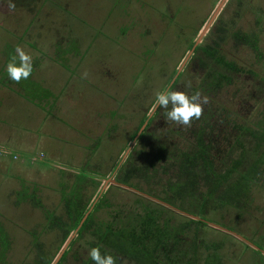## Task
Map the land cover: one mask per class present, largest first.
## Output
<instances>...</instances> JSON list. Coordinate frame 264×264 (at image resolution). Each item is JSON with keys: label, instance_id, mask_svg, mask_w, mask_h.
Returning <instances> with one entry per match:
<instances>
[{"label": "rangeland", "instance_id": "1", "mask_svg": "<svg viewBox=\"0 0 264 264\" xmlns=\"http://www.w3.org/2000/svg\"><path fill=\"white\" fill-rule=\"evenodd\" d=\"M221 1L10 0V10L0 0V72L17 45L33 60L32 90L7 76L0 95L21 88L20 98L40 113L0 116V264H94L88 253L101 235V253L116 264H165L161 255L178 264L186 244L197 256L191 264H264V185L249 188L241 209L203 205L207 176L190 174L196 185L187 189L178 170L181 153L194 149L197 125H177L163 108L145 120L158 108L156 92L178 72L172 90L209 97L203 139L215 165L223 169L257 149L264 162V0H224L197 42L225 30L218 53L233 68L229 85L212 93L205 84L214 75H203L219 67L200 69L190 52ZM234 31L253 34L254 49L234 46ZM142 122L149 139L139 144ZM19 130L31 134L23 139ZM131 153L136 170L121 185L117 170ZM80 172L88 179L79 188L89 226L62 237L48 223L56 216L68 223L62 199Z\"/></svg>", "mask_w": 264, "mask_h": 264}, {"label": "trees", "instance_id": "2", "mask_svg": "<svg viewBox=\"0 0 264 264\" xmlns=\"http://www.w3.org/2000/svg\"><path fill=\"white\" fill-rule=\"evenodd\" d=\"M217 31L218 35L215 40L211 41L210 39V42L208 44H199L195 46L192 52V59L196 60L197 65L200 67V69L208 70L207 68L210 64H215V66L219 67L218 70H215L218 71L216 74H213L215 71L211 69L210 73L203 75L204 79H208L211 75H214L213 78L210 79V82H207L205 84L207 85V88L212 90V93L221 90L223 88V85H229L231 83L232 78L227 73L233 71V68L230 66L231 64L224 62L223 58L218 53L221 43L225 40V30L218 29ZM230 37L233 41L234 46H247L251 49H254L255 36L253 34L234 31L231 33ZM192 45L193 44L189 45V47L191 48ZM198 54L201 58H195V55L197 56ZM174 74L176 73L173 72L172 76ZM171 77L168 78L167 83L168 86H170L172 89L174 88L176 83H171ZM159 109L160 107L156 109V111L150 118L145 119L147 120L148 124L152 121L153 117L157 115ZM204 115L205 114H202V117H200V119L198 120H193L194 124L197 125L195 128H192L191 126V137L195 136V146H193V151L181 153L182 159L180 165L178 166V170L180 174L186 178V180L183 182V186L187 189H190L196 185L194 181H187V177L190 174H193L192 176L195 175L197 177H201L205 174L211 183V187L210 190L206 193L207 196L203 200V205L207 203H212V205L225 204L227 206L241 209L240 205L243 204L242 201L247 198L249 188L251 186L258 185L259 183L260 187L264 185V162L260 159V156H257V152L259 151V149H257L255 153L253 152L254 154H251V151L249 150V157L244 155L238 157L232 160L229 165L223 167V169L219 167L218 161H216V166L215 158L212 159L211 155L208 153L209 147L207 149V144L204 143L205 141L203 139L206 130H208V125H206L208 121L207 118H203ZM142 124L143 122L140 123L138 129H140ZM247 130L248 129H245L243 132L249 134L250 132H248ZM147 136L148 133L145 129H143V131L139 133V136L137 137L139 144L145 143L149 139L146 138ZM251 136L253 137V135ZM253 139L255 140L254 137ZM202 144H204L205 146H202ZM162 146H165L164 142L162 143L161 148H163ZM169 147L171 146H165V148ZM135 148L136 146H134V149ZM170 153H177L175 146L170 149ZM136 154L138 155L140 153L136 152ZM131 161L132 153L127 156L124 163L118 168L117 177L115 179L117 183L126 186L128 185L129 180L134 175L136 170V168L133 166L134 163ZM87 180L88 179L86 178L84 173L80 172L76 174V176L74 177L72 190L62 199V208L65 218L66 220H68V223L67 221H64L61 216L52 217L49 220L48 228L50 230L59 231L62 237L66 236L69 232L76 229L80 220L82 219L86 207L85 202L87 201L83 202L82 196H84V194L82 195L81 192L83 188L79 187L85 185ZM89 218L90 216L85 217V219L77 229L76 234L84 231L89 226L87 225L89 224ZM189 222L198 224L200 226L205 225V223L201 220H196L195 222L189 220ZM120 237V235L117 236V238ZM97 238L100 240L99 247L104 246L102 243H100L102 241V235L97 236ZM125 240L121 242L123 246L125 245ZM95 246L96 244H93L90 247L93 248ZM119 246L121 245L119 244ZM191 247V244H186L185 249H183L182 253L180 254V260L178 261V264H187L188 262H190L191 264L192 262H196L197 256ZM198 247L201 249L200 243L198 244L196 249ZM103 249L106 250V248L104 247ZM132 253L134 252L130 253L132 257H136ZM159 253L160 255L165 254L164 247L161 248ZM131 255L129 256V258H132ZM164 257L166 258V261L163 259L162 255L161 260L157 261H163L165 264H168L170 257ZM82 264H85V262H83Z\"/></svg>", "mask_w": 264, "mask_h": 264}, {"label": "clouds", "instance_id": "3", "mask_svg": "<svg viewBox=\"0 0 264 264\" xmlns=\"http://www.w3.org/2000/svg\"><path fill=\"white\" fill-rule=\"evenodd\" d=\"M8 8L14 10L15 4L9 0ZM8 77L16 83L27 80L33 72V60L21 46L17 45L14 53L10 55L6 65ZM86 76L87 73H84ZM186 88L192 87V82L185 84ZM209 102V97L202 96L197 91L188 95L184 91L172 90L166 86L155 94V105L166 109V118L177 125L191 127L193 120H198L203 114V106ZM88 255L94 264H116V258L111 254H102L99 247L90 249Z\"/></svg>", "mask_w": 264, "mask_h": 264}, {"label": "crops", "instance_id": "4", "mask_svg": "<svg viewBox=\"0 0 264 264\" xmlns=\"http://www.w3.org/2000/svg\"><path fill=\"white\" fill-rule=\"evenodd\" d=\"M11 55V53L8 55V57L5 59V62H4V66L7 65L8 61H9V56ZM38 63V62H37ZM37 66V64H36ZM42 69L41 68V73H42ZM5 71V70H4ZM0 72V88L1 90H3V85H4V80L2 78H6L8 75H7V72ZM43 75V74H42ZM44 78H46L44 76ZM13 81V80H12ZM25 81V82H23ZM31 78H28L27 80H22L21 82L24 84V86L29 90L31 91L32 89L28 86L29 84H31ZM14 82V81H13ZM14 85H15V82H14ZM4 91L6 92V95L4 94H1L0 95V116L3 117V118H9V119H29V118H35V116L37 115V118L40 116V113L39 111L37 110V107L35 108L33 105H30L26 102H24L20 97L24 98L23 97V90L21 88H18L17 89H11L8 90V89H4ZM3 103V104H1ZM9 104V105H8ZM30 111V112H29ZM5 118V119H6ZM17 133H20V136L25 139L26 136L30 135L31 133H27V132H24V131H21L19 130ZM11 141L10 138H7V141L6 143L8 144V142ZM21 142H19L20 144ZM12 145H14V143H12Z\"/></svg>", "mask_w": 264, "mask_h": 264}, {"label": "water", "instance_id": "5", "mask_svg": "<svg viewBox=\"0 0 264 264\" xmlns=\"http://www.w3.org/2000/svg\"><path fill=\"white\" fill-rule=\"evenodd\" d=\"M223 1L224 0H222L221 2H220V4L217 6V8H216V10L214 11V13H213V15L211 16V18L209 19V21H208V23L205 25V27L203 28V30L201 31V33L199 34V36H198V40H196L194 43H193V45H192V47H191V49H190V52H192L193 51V49L195 48V46L197 45V42L199 41V38L203 35V33L207 30V27L209 26V24L211 23V21H212V19H213V17L215 16V14L218 12V10L220 9V6L222 5V3H223ZM178 72H176V74H177ZM175 74V75H176ZM173 80V79H172ZM172 80H171V82H172ZM144 125H145V122L142 124V126L140 127V129L138 130V132H137V134L135 135V138L139 135V133L141 132V130L143 129V127H144ZM134 138V139H135ZM85 217L86 216H83L82 217V219L80 220V223H79V225H78V227H77V229L79 228V226L81 225V223L83 222V220L85 219ZM194 219V218H193ZM194 220H198L197 218L196 219H194ZM205 223V222H204ZM205 224H208V223H205ZM210 226H213V225H210ZM213 227H215V226H213ZM76 229V230H77ZM233 234V233H232ZM235 235V234H234ZM235 236H237V235H235ZM238 237V236H237ZM240 238V240H242L244 243H246V244H248L249 246H251L253 249H255V250H258V248L257 247H254V245H252L251 243H249V242H247L245 239H243V238H241V237H239ZM259 251V250H258ZM261 254H263L264 255V251H259Z\"/></svg>", "mask_w": 264, "mask_h": 264}, {"label": "flooded vegetation", "instance_id": "6", "mask_svg": "<svg viewBox=\"0 0 264 264\" xmlns=\"http://www.w3.org/2000/svg\"><path fill=\"white\" fill-rule=\"evenodd\" d=\"M191 49V48H190ZM193 52V51H192ZM172 83V82H171ZM154 114V113H153ZM150 118V117H149ZM258 251V250H257Z\"/></svg>", "mask_w": 264, "mask_h": 264}]
</instances>
